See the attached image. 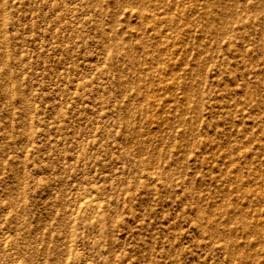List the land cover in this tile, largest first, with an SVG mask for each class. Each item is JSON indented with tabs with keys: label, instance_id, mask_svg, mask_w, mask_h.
<instances>
[{
	"label": "rangeland",
	"instance_id": "1",
	"mask_svg": "<svg viewBox=\"0 0 264 264\" xmlns=\"http://www.w3.org/2000/svg\"><path fill=\"white\" fill-rule=\"evenodd\" d=\"M0 264H264V0H0Z\"/></svg>",
	"mask_w": 264,
	"mask_h": 264
}]
</instances>
